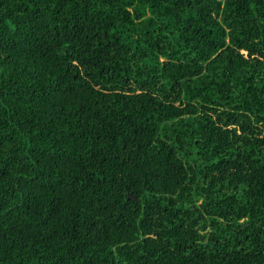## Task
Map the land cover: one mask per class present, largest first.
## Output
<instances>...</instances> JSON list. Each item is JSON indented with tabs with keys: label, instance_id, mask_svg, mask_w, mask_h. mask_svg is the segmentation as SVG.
Returning a JSON list of instances; mask_svg holds the SVG:
<instances>
[{
	"label": "trees",
	"instance_id": "16d2710c",
	"mask_svg": "<svg viewBox=\"0 0 264 264\" xmlns=\"http://www.w3.org/2000/svg\"><path fill=\"white\" fill-rule=\"evenodd\" d=\"M0 264H264V0H0Z\"/></svg>",
	"mask_w": 264,
	"mask_h": 264
}]
</instances>
